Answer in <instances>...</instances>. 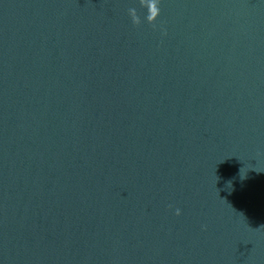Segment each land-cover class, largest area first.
I'll use <instances>...</instances> for the list:
<instances>
[{"label":"water","instance_id":"95a60500","mask_svg":"<svg viewBox=\"0 0 264 264\" xmlns=\"http://www.w3.org/2000/svg\"><path fill=\"white\" fill-rule=\"evenodd\" d=\"M146 16L0 0V264H264V0Z\"/></svg>","mask_w":264,"mask_h":264},{"label":"clouds","instance_id":"9594fccd","mask_svg":"<svg viewBox=\"0 0 264 264\" xmlns=\"http://www.w3.org/2000/svg\"><path fill=\"white\" fill-rule=\"evenodd\" d=\"M140 2L142 7L147 9V16L145 17L147 23L150 25H154L158 17L160 16V5L162 0H140ZM129 15L132 19L133 24L137 26L140 25L141 20L138 17L135 9H130ZM175 215H181V210L179 208L175 210Z\"/></svg>","mask_w":264,"mask_h":264}]
</instances>
